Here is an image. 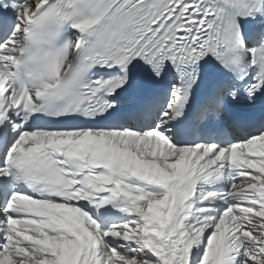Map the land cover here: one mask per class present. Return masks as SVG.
Returning <instances> with one entry per match:
<instances>
[{
  "label": "snow or ice",
  "instance_id": "obj_1",
  "mask_svg": "<svg viewBox=\"0 0 264 264\" xmlns=\"http://www.w3.org/2000/svg\"><path fill=\"white\" fill-rule=\"evenodd\" d=\"M0 264H264V0H0Z\"/></svg>",
  "mask_w": 264,
  "mask_h": 264
}]
</instances>
